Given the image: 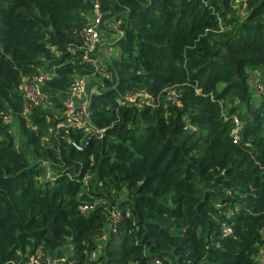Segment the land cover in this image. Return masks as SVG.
<instances>
[{
    "label": "trees",
    "instance_id": "1",
    "mask_svg": "<svg viewBox=\"0 0 264 264\" xmlns=\"http://www.w3.org/2000/svg\"><path fill=\"white\" fill-rule=\"evenodd\" d=\"M91 8L0 0V264H24L36 247L66 264H257L264 0H100V26L118 32L106 75L84 57ZM42 68L47 103L25 117L19 84ZM94 74L91 130L64 124L74 77ZM136 92L151 97L138 105Z\"/></svg>",
    "mask_w": 264,
    "mask_h": 264
},
{
    "label": "built area",
    "instance_id": "2",
    "mask_svg": "<svg viewBox=\"0 0 264 264\" xmlns=\"http://www.w3.org/2000/svg\"><path fill=\"white\" fill-rule=\"evenodd\" d=\"M91 2L92 8L90 11L84 13L86 20L81 29V33L84 37V57L91 61L101 74L106 75V72L103 71L104 55L102 56V53L98 51V47L101 44L100 24L103 13L100 10V0H91ZM95 50L97 51V55L94 53ZM47 75L48 72L39 70L29 76L24 77L19 84V90L22 94V105L20 110L21 115L26 117L30 113L32 106L45 105L47 103V94L42 89L43 80ZM87 77L88 76L86 75H76L74 77L65 97L62 100L64 105L62 115L64 116V124L71 125L73 127H82L85 130H91V120L89 116L90 94H86ZM254 83L260 87L257 77H255ZM96 89H93L92 91H95ZM148 97H151V95L146 92H136L129 94V98L132 100L139 98L138 105L146 103L145 99ZM2 117L3 121L6 123H10L13 118L10 113H5L2 115ZM233 122L234 128L232 132L236 137H238L237 131L239 130L240 125L236 116H233ZM95 131L99 137L102 136V129H97ZM46 177H51V173L49 171L46 172ZM88 177L89 174L86 173L84 178ZM93 207V203H82L79 205V209L83 213H87L88 211L92 210ZM118 217L119 211L112 210L111 218L116 220ZM223 230L227 232L229 231V228L223 226ZM96 254V250L91 251L92 257H95ZM24 259V264H66L67 256L65 253H59L55 250L36 247L33 250L27 251L24 254ZM256 260L257 264H264V257L261 259L256 258Z\"/></svg>",
    "mask_w": 264,
    "mask_h": 264
},
{
    "label": "rangeland",
    "instance_id": "3",
    "mask_svg": "<svg viewBox=\"0 0 264 264\" xmlns=\"http://www.w3.org/2000/svg\"><path fill=\"white\" fill-rule=\"evenodd\" d=\"M105 23H107V25L109 24L108 26H110V27L109 28L103 27V26H105ZM116 30H117V23L116 22L107 21V22H104L100 26V42H102L104 45L101 44L102 47L100 45L101 48L98 47V51L103 50L102 56L104 55L105 58H107V59H109L112 55H115L117 53V46L114 45L115 39L113 38L114 37L113 34L116 35V33H118ZM105 32L108 33L110 37L107 38V37L103 36V34H106ZM110 33H112V35ZM41 70H43V68ZM43 71H45V70H43ZM88 79L97 80V82L95 81V84H94L96 87L100 83V78L98 75L94 74V75L88 76L87 80ZM9 130L13 134L16 146H19V144H20V132H19V128H18V121H17L15 116H13L11 122L9 123ZM263 257H264V248H261V250L257 254L256 258L261 259Z\"/></svg>",
    "mask_w": 264,
    "mask_h": 264
},
{
    "label": "crops",
    "instance_id": "4",
    "mask_svg": "<svg viewBox=\"0 0 264 264\" xmlns=\"http://www.w3.org/2000/svg\"><path fill=\"white\" fill-rule=\"evenodd\" d=\"M117 31V30H116ZM106 33V32H105ZM111 35H112V33H110ZM102 35V34H101ZM114 35V39L116 38L115 36L117 35V33H116V35L115 34H113ZM103 36H105V37H110L109 36V34L108 33H106V34H103ZM101 44H103L102 42H101ZM100 44V45H101ZM100 45H99V48H101L102 47V45H101V47H100ZM104 45V44H103ZM115 47V46H114ZM116 48V47H115ZM105 52V51H104ZM100 53H103V50H101L100 51ZM106 53V52H105ZM104 53V54H105ZM95 81L97 82V80H94V79H88L87 80V85H86V94H90L91 93V91L93 90V89H96L97 87L94 85L95 84Z\"/></svg>",
    "mask_w": 264,
    "mask_h": 264
}]
</instances>
